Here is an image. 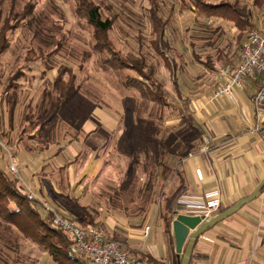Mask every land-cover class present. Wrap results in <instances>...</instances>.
<instances>
[{"label": "rangeland", "instance_id": "374dc122", "mask_svg": "<svg viewBox=\"0 0 264 264\" xmlns=\"http://www.w3.org/2000/svg\"><path fill=\"white\" fill-rule=\"evenodd\" d=\"M93 1L102 8L105 17L114 20V26L108 33L114 53L124 58L143 57L148 67L155 66V78L163 83L171 95L170 99L178 103L180 108L183 109V106L174 90L175 80L183 96L189 99L190 108V102H193L197 94L195 90L201 88L203 80L206 84V77L211 80L210 77L214 76L206 66L198 63V59L208 62L211 60L218 68L222 66L217 61L222 52L219 48L225 47L232 37L229 29L219 23L226 21L202 16L192 0ZM204 1L217 4L229 0ZM28 4L34 6V11L25 21H21ZM75 10V0H0V33L5 26H17V29L7 31L10 46L0 54V153L6 155L5 162L8 166L10 157L17 161L22 182L50 207L55 205L47 195H42L37 190L40 181L31 178L32 171H37L40 167L43 168L41 173L47 171L55 174L56 167L59 168L57 165L72 160L75 157L72 152L78 153L77 149L86 143L89 130L100 128V117L108 115L116 119L120 127L113 133L115 136L111 140L117 143L122 139V144L128 143L126 117L129 112L134 110L135 116L141 113V118L145 120L152 110L136 91L126 87L127 77L132 75L130 70L116 72L104 69L107 54L95 50L93 29L85 19L76 16ZM154 10L167 25L166 40L169 46L162 48L166 53L165 59L156 52L154 45L155 37L150 19ZM221 29L222 32H219ZM233 50L235 47H232L231 53ZM30 51L35 53L31 56ZM166 60L173 66L172 70L167 68ZM62 65L74 70L78 93L66 106V112L61 110L59 116L53 117V107L61 102L53 89V81ZM11 85L16 87L10 88ZM8 88L10 90L6 94ZM14 99L17 107L12 115L10 103ZM15 151L24 153L26 159L15 154ZM90 151L92 154L95 150ZM91 156L97 161V152ZM130 156L127 153L125 157L131 160ZM81 157L82 155L76 163L78 166L72 179L68 177L64 181L59 178L63 179L64 191L72 193L75 198L79 197L82 186L89 182L87 179L79 180L87 155L86 159ZM123 158L118 160L116 156L105 162H112L117 169L122 170L128 164ZM0 165L3 166L1 162ZM114 174V169L109 168L103 171L102 180L95 181L90 195L92 207L99 208V202L106 198L99 193H103V189L110 192L108 187L116 184ZM141 177H144L143 174ZM160 202L161 200L153 206V213H149L152 235L149 241L142 237L140 245L145 243L149 247L155 240L153 233L160 223L159 214L165 209ZM19 239L21 248L17 255L18 264H55L49 254H44L22 236ZM14 256L16 253H11L7 248L4 252L0 250V264H4L2 260L13 263Z\"/></svg>", "mask_w": 264, "mask_h": 264}, {"label": "crops", "instance_id": "0c3cea01", "mask_svg": "<svg viewBox=\"0 0 264 264\" xmlns=\"http://www.w3.org/2000/svg\"><path fill=\"white\" fill-rule=\"evenodd\" d=\"M234 1L229 0L228 2ZM239 1L242 8L250 14L251 26L264 33V10L255 8L251 0ZM220 19L223 18H218V21ZM223 20L226 22L220 21L219 23L229 29L232 37L225 47L219 48L223 54L217 58V61L222 66L218 68L215 65V70L210 71L214 75L210 77L211 80L206 77V84H204V80L202 81L203 85L200 89L195 90L197 94L194 96L193 102H190L192 104L189 108V112L194 115L201 126L203 147L206 145V139L210 140L209 145L206 146L208 149L206 152L200 150L183 157H165L164 162L173 165V176L165 186L166 195L162 201L165 209L159 214L160 223L155 227L156 230L153 233L155 240L149 247L145 246L142 251L143 245H140V240L144 237L146 227L149 226L151 220L149 213H153L155 205L138 207L137 203H133L131 199L125 200L127 202L125 203L123 198L117 199L115 204H111L108 198L117 188L118 179L124 176L122 173L124 169L119 170L112 162H105L107 159H115L116 156L118 160L122 159L120 154H115L118 152L116 141L111 140L115 136L113 133L120 127L117 120L108 117V115L104 118L100 117V128L89 130L86 147L85 144L82 145L83 147L80 145L81 147L77 149L78 153L71 151L74 158L82 155L86 159L87 155L84 171H82L79 180L87 179L89 182L82 186V195L80 192L79 197L75 198L72 194V198L75 200L82 198L84 204L91 205L92 188L95 181L102 180L103 171H107L109 168L114 169L116 184L108 187L110 192L103 189L104 192L99 193L100 196L106 197L97 205L99 208H89L98 212L96 223H99L100 227L105 230V236L120 241L129 250L132 257L151 259L153 262L162 264H179L172 226L176 216L172 213L170 224H168L169 206L173 211L185 214L184 207L177 203L180 198L219 191L223 205L213 215L214 217L250 196L264 180V123L262 122L264 120V104L258 109L254 103V97L262 78L249 79L245 89L238 91L234 100L228 98L221 101L211 100L213 91L220 82L221 69L237 64L241 57V50L238 49L235 38L240 31L232 21ZM219 32H222V29ZM247 34H245L246 38L243 40V44L247 40ZM232 47H235V50L231 53ZM259 112L260 115H258ZM178 123L179 120L176 123L168 121L166 126L170 127ZM258 125L261 126L260 130L255 131ZM90 149L95 150L94 152H97L101 159L97 156L96 161L91 156L94 152L91 154ZM107 150H111V152L107 153ZM15 154H20L25 158L22 152L15 151ZM5 161L6 155L0 153V162L3 166L7 164ZM69 162L71 161L61 165L56 164L59 168L56 167L55 174L47 171L41 173L43 168L38 167L37 171H32L31 178L39 181L52 178L53 180L63 178L65 181L68 177L72 179L78 164H71L64 171L61 169ZM143 178L141 177V180ZM87 185L89 186L87 187ZM37 188L42 189L41 183H38ZM177 190L178 196L171 204V199ZM152 232L151 228L148 233V241ZM44 254L47 253L44 252ZM190 258L189 264H264V190L254 201L245 205L237 213L205 231V234L196 242Z\"/></svg>", "mask_w": 264, "mask_h": 264}, {"label": "trees", "instance_id": "16d2710c", "mask_svg": "<svg viewBox=\"0 0 264 264\" xmlns=\"http://www.w3.org/2000/svg\"><path fill=\"white\" fill-rule=\"evenodd\" d=\"M192 1L202 16L227 19L236 25L240 31L235 37L239 50L243 47V40L246 38L245 34L255 30L249 22L250 14L247 10L242 9L239 0L218 4H210L204 0ZM251 1L255 8L264 10V0ZM75 3L76 16L80 19H85L90 28L93 29L96 41L95 50L101 54H107L103 64L104 69H111L116 72L126 69L130 70L132 75L127 77L126 87L136 91L142 101H145L152 108L150 114L146 116L148 119L145 120L147 121L141 118V113L135 116L136 112L134 110L130 111L126 117V127L129 132L126 136L128 143L122 144L123 140L121 139V141L117 142L116 150L121 157L126 159L128 164L122 172L124 176L118 179L117 188L108 196L110 203L115 204L117 199L124 198L127 201L131 199L133 203L137 202L138 207L157 205L159 200H161L160 204H162L166 195L165 186L173 176V165L165 163V157H183L202 150L203 132L200 128L201 126L194 115L189 112V99L183 96L176 80L174 90H176L177 98L182 102L183 109L179 107L178 103L170 99L169 91L165 89L163 83L155 78V66L148 67L143 57L140 59L124 58L114 53L112 43L108 38V33L114 26L113 18L105 17L102 8L96 5L93 0H75ZM33 11L34 6L28 4L25 13L19 18L21 21H25L26 17L32 15ZM150 19L153 28L152 33L155 37L156 52L165 59L166 53L162 48L169 46V42L166 40V22L155 10L152 11ZM15 28L17 29V26L10 28L5 26L4 30L1 31L0 54L6 52L10 46L7 31ZM33 53L35 52L30 51L31 56ZM222 54L221 52L218 58ZM41 55H39L40 58L42 57ZM198 62L202 63L210 71L215 70V64L211 60L208 62L198 59ZM168 63L169 61L166 60L167 68L172 70L173 66L171 67ZM58 69V75L53 81V89L61 102L53 107L54 109L51 112L53 117L60 114L61 110L66 112V106L77 97L78 93L74 70L67 65H62ZM67 76L68 79H66ZM13 86L16 87V85H11L10 88ZM10 88H8L6 94L9 93ZM10 105L13 115L17 107V101L14 99ZM138 116L139 118L137 119ZM175 120H179V123L170 127L166 126L168 121ZM127 153L131 154V160L125 157ZM79 159L80 156L73 158V160H70L71 162L62 166L61 169L63 171L66 170L71 164L77 163ZM142 174L145 178L142 179L143 182L141 181ZM40 183L42 189L37 188V190L42 195L49 197L48 199L55 205L53 208L60 215L84 228L100 226L99 223H96L98 212L90 209L89 207L92 206L84 204L81 199L75 200L72 198V193H66L63 188V179L40 180ZM20 186V180L10 171V162L9 166L3 167L0 165V250L4 252V249L6 250L7 248L11 250V253H16L14 262L11 264L19 263V256L17 255L20 253L19 238L21 236L37 246L39 250L49 254L55 264H88L86 257L81 256L75 260L70 258L69 249L72 241L69 234L53 227L51 225L52 213L42 209V206L36 201L29 200ZM263 190L264 187L262 188ZM177 196L178 190L177 193H174L171 204ZM172 213L174 214V211L169 206L167 212L168 224H170ZM9 256L11 255L9 254ZM149 260L152 261L151 259ZM2 262L10 264L5 260H2Z\"/></svg>", "mask_w": 264, "mask_h": 264}, {"label": "built area", "instance_id": "2783aa9c", "mask_svg": "<svg viewBox=\"0 0 264 264\" xmlns=\"http://www.w3.org/2000/svg\"><path fill=\"white\" fill-rule=\"evenodd\" d=\"M247 40L243 44L240 53V61L235 65H228L220 71V82L213 91L211 100H222L225 98L234 100L238 91L245 89L249 79L262 78L259 89L254 97V103L259 109L264 104V33L254 30L247 34ZM260 115V112L258 113ZM264 123V120H262ZM257 126L255 131H259ZM210 140L206 139V145L202 152L207 151ZM10 171L20 180L21 189L29 200L36 201L47 212L52 213V224L56 229L62 230L71 237L69 256L71 259L86 257L88 264H162L160 262L148 261L144 258H135L120 241L108 238L105 231L97 226L84 228L73 221H69L60 215L47 202L43 201L27 184L22 182L17 170V161L10 157ZM177 203L184 207L185 214L213 217L222 208V197L219 191L207 192L199 196H184ZM151 227L145 229L144 238H148ZM146 244L144 243L142 251Z\"/></svg>", "mask_w": 264, "mask_h": 264}, {"label": "water", "instance_id": "95a60500", "mask_svg": "<svg viewBox=\"0 0 264 264\" xmlns=\"http://www.w3.org/2000/svg\"><path fill=\"white\" fill-rule=\"evenodd\" d=\"M264 187V180L256 187L254 192L234 204L229 209L221 212L213 218H206L205 216L181 214L179 211H174L176 216L173 220V233L175 241V251L179 264H189L194 247L198 239L205 234L210 227L215 226L228 217L237 213L245 205L254 201L262 192Z\"/></svg>", "mask_w": 264, "mask_h": 264}]
</instances>
